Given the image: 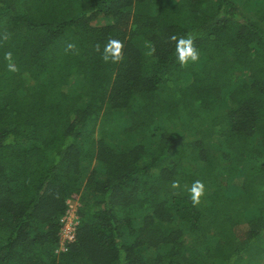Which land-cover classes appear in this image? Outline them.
<instances>
[{
  "label": "trees",
  "instance_id": "trees-1",
  "mask_svg": "<svg viewBox=\"0 0 264 264\" xmlns=\"http://www.w3.org/2000/svg\"><path fill=\"white\" fill-rule=\"evenodd\" d=\"M260 261L264 0H0V264Z\"/></svg>",
  "mask_w": 264,
  "mask_h": 264
},
{
  "label": "clouds",
  "instance_id": "clouds-1",
  "mask_svg": "<svg viewBox=\"0 0 264 264\" xmlns=\"http://www.w3.org/2000/svg\"><path fill=\"white\" fill-rule=\"evenodd\" d=\"M195 37L188 34L186 37H177L175 35L170 37V40L176 43V56L181 67L187 66L189 61L195 63L199 59V52L194 46ZM123 48L124 44L122 41L117 39H109L107 44L104 46L102 53V60L105 63H119L123 60ZM75 50V45L69 43L66 46V51ZM96 50L99 51V45L96 46ZM5 60L9 61L8 67L11 71H16L17 69L12 64V53H5ZM173 187H178V181L173 182ZM204 195V184L202 181L193 182L190 189V199L194 206L199 205L200 198Z\"/></svg>",
  "mask_w": 264,
  "mask_h": 264
},
{
  "label": "built area",
  "instance_id": "built-area-1",
  "mask_svg": "<svg viewBox=\"0 0 264 264\" xmlns=\"http://www.w3.org/2000/svg\"><path fill=\"white\" fill-rule=\"evenodd\" d=\"M68 210L62 219V227L59 233L58 252L65 251L66 247L76 241L77 230L80 224L78 216L79 202L69 201Z\"/></svg>",
  "mask_w": 264,
  "mask_h": 264
},
{
  "label": "rangeland",
  "instance_id": "rangeland-1",
  "mask_svg": "<svg viewBox=\"0 0 264 264\" xmlns=\"http://www.w3.org/2000/svg\"><path fill=\"white\" fill-rule=\"evenodd\" d=\"M116 120H117V118H116ZM104 121V120H103ZM106 129H110V128H113V125H111V124H109L108 123V121H105L103 124L100 122V120H99V122H98V124H97V126H96V130H95V140H97L98 138H99V135H100V133L102 132V130H104L105 128ZM261 262V261H260ZM261 264H263L262 262H261Z\"/></svg>",
  "mask_w": 264,
  "mask_h": 264
}]
</instances>
